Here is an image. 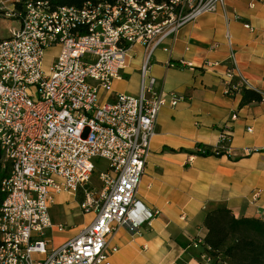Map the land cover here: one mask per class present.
Wrapping results in <instances>:
<instances>
[{"label": "built area", "instance_id": "built-area-1", "mask_svg": "<svg viewBox=\"0 0 264 264\" xmlns=\"http://www.w3.org/2000/svg\"><path fill=\"white\" fill-rule=\"evenodd\" d=\"M16 3L22 8L10 10L0 1V17L19 26L0 41V147L3 165L10 167L2 185L0 264H110L118 249L110 248L109 239L123 227L139 235L159 215L138 199V191L159 112L182 100L156 91L151 58L166 40H175L184 27L217 12L225 0H99L82 8L56 9L50 0ZM244 26L254 32L251 25ZM135 46L146 51L139 95L105 100ZM51 48H59V55L46 65ZM227 64V93H239L233 53ZM219 65L205 62L201 68ZM185 66L193 68L184 61L177 67ZM231 136L228 126L216 148L201 145L195 154L219 156L229 151ZM98 160L107 166L99 186H93ZM63 193L82 194L81 211L94 212L95 218L75 238L50 248L49 231L66 230L50 214ZM258 197L259 192L253 201ZM203 259L211 260L207 255Z\"/></svg>", "mask_w": 264, "mask_h": 264}, {"label": "crops", "instance_id": "crops-1", "mask_svg": "<svg viewBox=\"0 0 264 264\" xmlns=\"http://www.w3.org/2000/svg\"><path fill=\"white\" fill-rule=\"evenodd\" d=\"M4 1V7H16V0ZM252 2L255 8L250 7ZM263 2L225 0L224 7L187 25L175 40H166L154 52L150 75L156 80V91L182 99L159 112L138 191V199L159 215L139 235L120 228L109 239L110 248L118 249L110 255V264H231L221 258H210L207 263L203 259L209 256L202 246L208 234L207 213L224 206L237 219L264 218V99L242 107L241 92L227 93V62L233 53L235 85H244L264 98ZM145 56L144 48H133L127 69L114 83L112 94L103 95L105 100L112 101L117 94L139 95ZM182 61L193 68L177 67ZM205 62L220 65L202 69ZM228 126L232 133L229 151L221 156L195 154L201 145L216 148ZM81 202L79 195L63 193L55 198L52 222L63 224L66 230L49 231L50 248L75 238L94 220V212L81 211ZM196 242L201 244L195 248Z\"/></svg>", "mask_w": 264, "mask_h": 264}, {"label": "trees", "instance_id": "trees-1", "mask_svg": "<svg viewBox=\"0 0 264 264\" xmlns=\"http://www.w3.org/2000/svg\"><path fill=\"white\" fill-rule=\"evenodd\" d=\"M99 0H50L53 9L60 7L82 8L85 3H96ZM109 4H115L118 0H103ZM158 3H166L169 0H156ZM15 8H22L16 3ZM2 39H0L1 41ZM241 106L258 104L263 101L259 92L241 87ZM207 147V146H205ZM211 149L210 147H207ZM212 155L210 151L203 157ZM223 155L222 153L219 156ZM10 167L3 165V152L0 147V209L5 200L2 185L8 178ZM205 227L208 230L202 246L209 257L214 260L221 258L231 264H264V218L246 219L235 218L227 207L219 206L207 213Z\"/></svg>", "mask_w": 264, "mask_h": 264}, {"label": "rangeland", "instance_id": "rangeland-1", "mask_svg": "<svg viewBox=\"0 0 264 264\" xmlns=\"http://www.w3.org/2000/svg\"><path fill=\"white\" fill-rule=\"evenodd\" d=\"M14 21L16 20H11V19H6L4 17H0V39L9 38L10 32L12 30L18 29L19 26ZM58 55H59V48L48 49L46 51V59H45L46 65H51L53 61L56 60ZM140 81H141V77H140ZM106 166H107V163L104 160H98L96 162V170H94L95 172L91 178V184L93 186H99L100 183H99L98 178H99L100 172L105 171ZM79 196H81L83 199L82 194H79ZM80 199L81 198H79V200Z\"/></svg>", "mask_w": 264, "mask_h": 264}]
</instances>
